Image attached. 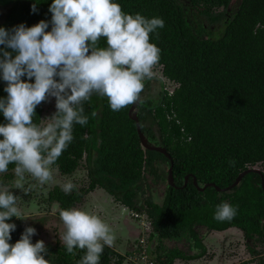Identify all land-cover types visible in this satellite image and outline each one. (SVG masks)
<instances>
[{
  "label": "trees",
  "instance_id": "obj_1",
  "mask_svg": "<svg viewBox=\"0 0 264 264\" xmlns=\"http://www.w3.org/2000/svg\"><path fill=\"white\" fill-rule=\"evenodd\" d=\"M115 2L125 13L160 17L165 22L163 28L150 33V42L160 48L157 65L174 87L169 92L166 82L157 76L145 80L137 116L148 140L164 147L172 158L175 186L165 182L169 159L142 147L135 122L128 115L131 104L113 111L107 97L93 93L83 105L87 125L74 124L73 141L52 165L60 174L71 175L83 164L87 182L68 194L55 185L47 191V202L58 204L60 217L61 209H71L87 193L103 189L123 206L147 216L151 228L146 235V256L155 264L201 258L206 252V235L229 227L243 232L251 255L233 264H264V252L252 246L254 242L264 244L261 176L251 171L229 189L216 188L229 186L241 171L264 163V0H185V6L182 0ZM51 3L0 0V27L11 30L19 24L32 26L46 20L51 30ZM218 23L219 31L213 30ZM98 46L105 47L106 40L101 38ZM5 86L0 79V98L7 96ZM43 103L33 116L37 125L41 124ZM3 123L7 121L0 113ZM14 167L10 164L7 172L0 173V184L11 189L18 201L26 194L10 187ZM262 176L264 179V172ZM151 183L163 188L161 199L153 198ZM207 183L214 185L201 190ZM221 202L237 209L232 220L214 219ZM8 222L16 224L9 241L15 243L28 226L16 217ZM181 240L186 241L187 249L177 245ZM170 242L175 245L168 246ZM46 249L43 255L49 264H77L85 254L77 248L72 256L57 241ZM139 254L138 248L122 254L105 246L99 264H133V256L143 264Z\"/></svg>",
  "mask_w": 264,
  "mask_h": 264
},
{
  "label": "clouds",
  "instance_id": "obj_2",
  "mask_svg": "<svg viewBox=\"0 0 264 264\" xmlns=\"http://www.w3.org/2000/svg\"><path fill=\"white\" fill-rule=\"evenodd\" d=\"M49 12L51 30L46 20L11 30L0 27V79L7 93L0 98V113L7 121L0 124V173L15 165L13 187L25 194L31 188L24 186L25 173L41 186L53 181L51 166L73 141L74 124L87 125L83 105L93 93L107 97L113 111L140 99L145 80L155 77L160 60L161 50L150 42V33L165 23L160 17L125 13L115 0H52ZM101 38L105 47L98 46ZM50 97L55 98L56 111L48 123L37 125L35 109ZM61 187L68 194L76 185L68 180ZM236 214L235 207L221 202L214 219L230 221ZM59 216L66 252L75 256L74 249L85 250L77 264H99L104 247L115 241L110 226L78 208L61 209ZM12 217L29 218L11 189L0 188V264H49L44 241L32 243L35 228L26 227L20 239L9 242L16 229L8 222Z\"/></svg>",
  "mask_w": 264,
  "mask_h": 264
},
{
  "label": "rangeland",
  "instance_id": "obj_3",
  "mask_svg": "<svg viewBox=\"0 0 264 264\" xmlns=\"http://www.w3.org/2000/svg\"><path fill=\"white\" fill-rule=\"evenodd\" d=\"M182 4L185 6V0H182ZM235 6L236 2H233L230 10L233 11ZM202 22L206 26L207 23L204 18ZM220 28V23L213 26V30L215 31H219ZM153 71L155 76L166 82L169 90L173 89L174 86H171V84L162 77L160 66L156 65ZM55 110V98L50 97L43 103L40 126L49 122V117L55 113ZM255 167L264 172V163L257 164ZM51 168L54 179L52 182L43 186L29 174L25 173L24 186L26 189L30 186L31 188L25 197L24 195H22V198L18 197V207L29 217L23 220L19 219L21 225L31 226L36 229V234L31 237L32 243H35L37 240H43L45 245L54 244L56 241L62 243L60 237L65 229L62 220L56 213L58 204H49L47 202V191L55 185L62 186V184L68 180H71L76 186H81L87 182L86 171L83 164L71 175H62L55 167L51 166ZM16 179L17 177L14 174L10 187L14 188L13 185ZM165 182L167 183L166 178ZM144 185L146 184L144 183ZM149 186H151L150 190L153 198L155 200L161 199L163 188L161 186H155L154 184L152 185V183ZM0 188H3L1 184ZM20 192L21 194H25L23 190H19V194ZM81 200L80 203H77L72 208L82 209L91 214L98 215L107 223L115 235V241L111 247L118 252L125 254L126 252L136 250L137 239L141 237V234L144 233V237H146V235L148 236L151 225L149 224L147 216L123 206L115 201V199L103 189L96 188L83 196ZM134 213L141 214V217H135V215H133ZM246 241L243 232L236 227H229L223 231H211L203 239V243L206 247V252L203 257L188 261L177 259L173 264H233L238 261H246L251 258ZM176 242L183 250L187 249L185 240ZM250 243L252 245V242ZM167 245L173 246L175 243L170 242L167 243ZM252 246H254L256 250L264 252V244L260 245L254 242ZM131 254L135 255V253ZM137 260L138 258L134 259L133 264H138ZM250 264H254V262Z\"/></svg>",
  "mask_w": 264,
  "mask_h": 264
},
{
  "label": "water",
  "instance_id": "obj_4",
  "mask_svg": "<svg viewBox=\"0 0 264 264\" xmlns=\"http://www.w3.org/2000/svg\"><path fill=\"white\" fill-rule=\"evenodd\" d=\"M140 103H141V98L136 103L131 104V106L129 107L128 115L135 122L136 130H137V133H138V136H139V140H140V143H141L142 147L145 148V149L158 151V152L164 154L169 159V166L167 168L166 180H167L168 185L175 186V183L173 181V172H172L173 160L170 157L169 153L166 151V149L164 147H161V146H158V145H155V144L151 143L148 140L147 136H145L144 133L141 130L140 122H139V119H138V116H137V106ZM251 171L255 172V173H258L261 176V186L264 189V179H263V176H262V171L260 169L256 168V167L247 168V169L241 171L237 175L235 181L233 183H231L229 186L224 187V188H220V187H216V188L217 189H222V190L229 189L233 185L237 184L242 179V177L245 174H247L248 172H251ZM187 179H188V175L185 176L184 181L186 182ZM193 182H194L195 185H197L195 177H193ZM209 184L214 185L213 183H207V184L202 185L200 187V189L203 190Z\"/></svg>",
  "mask_w": 264,
  "mask_h": 264
},
{
  "label": "built area",
  "instance_id": "obj_5",
  "mask_svg": "<svg viewBox=\"0 0 264 264\" xmlns=\"http://www.w3.org/2000/svg\"><path fill=\"white\" fill-rule=\"evenodd\" d=\"M166 89H168L167 86H166ZM171 91L172 90H169V92ZM133 215H135V217H141V214L139 213H134ZM135 248L136 249L138 248V251L140 252L139 258L143 262V264H155L151 259L147 258L146 256V237L144 236L139 237ZM134 259H137V258L133 256L131 260L134 261Z\"/></svg>",
  "mask_w": 264,
  "mask_h": 264
},
{
  "label": "flooded vegetation",
  "instance_id": "obj_6",
  "mask_svg": "<svg viewBox=\"0 0 264 264\" xmlns=\"http://www.w3.org/2000/svg\"><path fill=\"white\" fill-rule=\"evenodd\" d=\"M263 172V171H262Z\"/></svg>",
  "mask_w": 264,
  "mask_h": 264
}]
</instances>
